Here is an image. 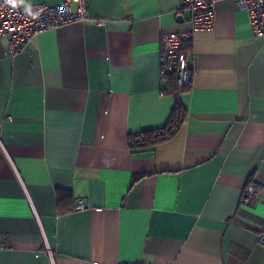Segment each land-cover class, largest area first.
<instances>
[{
	"label": "crops",
	"instance_id": "1",
	"mask_svg": "<svg viewBox=\"0 0 264 264\" xmlns=\"http://www.w3.org/2000/svg\"><path fill=\"white\" fill-rule=\"evenodd\" d=\"M86 1L14 56L0 38V264H264V195L244 201L264 190V38L217 0L175 95L161 37L191 31L181 1ZM177 105L171 137L130 146Z\"/></svg>",
	"mask_w": 264,
	"mask_h": 264
},
{
	"label": "built area",
	"instance_id": "2",
	"mask_svg": "<svg viewBox=\"0 0 264 264\" xmlns=\"http://www.w3.org/2000/svg\"><path fill=\"white\" fill-rule=\"evenodd\" d=\"M180 14L190 13L191 31L163 34L161 37L160 66L164 78L174 77L175 84L182 89L190 84L188 53L183 50L194 31L212 28L214 8L217 0H180ZM237 9L246 12L252 39L264 38V0H233ZM76 8L73 10L72 5ZM87 14L86 0H61L55 7L32 5L26 10L9 5L8 0H0V38L6 42V54L14 56L24 50L31 41L43 32L55 30L62 25L83 21ZM140 141L139 137L135 138ZM264 195L263 189H250L244 196L245 203L258 202ZM86 208L83 201L75 206L76 211ZM257 243L264 248V225L257 235ZM6 248L0 236V250ZM139 264V263H125Z\"/></svg>",
	"mask_w": 264,
	"mask_h": 264
},
{
	"label": "trees",
	"instance_id": "3",
	"mask_svg": "<svg viewBox=\"0 0 264 264\" xmlns=\"http://www.w3.org/2000/svg\"><path fill=\"white\" fill-rule=\"evenodd\" d=\"M190 48V41L186 42L184 44V51H188ZM170 82L175 85V95H179L182 92H184L189 86H186L182 89H179L176 84H175V79L174 77H169ZM184 114L182 111H180L178 105L173 111V114L171 115V118L169 122L161 129L158 130H153V131H148V132H143L139 134L141 137L139 142H134L133 136L130 137V146H144L148 147L150 145L156 144L160 141H163L165 139H168L173 135V133L176 131L178 123L180 120L183 118Z\"/></svg>",
	"mask_w": 264,
	"mask_h": 264
},
{
	"label": "water",
	"instance_id": "4",
	"mask_svg": "<svg viewBox=\"0 0 264 264\" xmlns=\"http://www.w3.org/2000/svg\"><path fill=\"white\" fill-rule=\"evenodd\" d=\"M178 20H179V21H182V17H180Z\"/></svg>",
	"mask_w": 264,
	"mask_h": 264
}]
</instances>
